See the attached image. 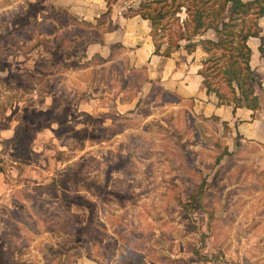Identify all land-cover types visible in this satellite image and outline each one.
I'll use <instances>...</instances> for the list:
<instances>
[{"label":"rangeland","instance_id":"1","mask_svg":"<svg viewBox=\"0 0 264 264\" xmlns=\"http://www.w3.org/2000/svg\"><path fill=\"white\" fill-rule=\"evenodd\" d=\"M54 1L24 0L4 15L12 23V37L2 41L30 37L27 48L50 46L49 59L77 68L82 82L69 74L63 110L24 111L37 127L63 120L65 113L67 121L56 123L55 139L28 156L45 170L30 183L32 211L17 209L6 218L0 264H75L85 257L99 264H257L253 259H264L259 256L264 243L257 238L264 235V144L239 140L225 122L195 112L191 99L156 81L143 91V68H123L120 49L109 67L100 66L98 56L84 58L102 28L68 16ZM186 5L173 16L167 13L155 33L150 30L154 40L170 39L173 47L180 31L191 32L184 24ZM212 33L191 35V42L180 39L179 48L196 44L191 52L201 62L198 70L212 87L229 94L217 68L224 69L221 48H202L201 39ZM30 81L25 71L15 92L32 91ZM59 86L44 83L35 89L58 91ZM121 99L130 100L126 109L117 108ZM81 100L83 108L77 110ZM20 170L34 171L22 165Z\"/></svg>","mask_w":264,"mask_h":264},{"label":"crops","instance_id":"2","mask_svg":"<svg viewBox=\"0 0 264 264\" xmlns=\"http://www.w3.org/2000/svg\"><path fill=\"white\" fill-rule=\"evenodd\" d=\"M31 1L27 4L34 3L33 0ZM139 1L117 0L109 14L104 16L105 22L99 26H96V20L107 10L105 0H55L54 4L57 3L67 11L68 16L102 28L101 34L87 44L83 52L84 58L98 56L103 61L99 65L109 67L120 49L126 57L122 63L123 68H143L145 73L141 86L143 91L148 90L154 84L153 81H156L177 97L191 99L195 112L225 122L239 140L243 138L264 144V80L260 76V74L264 75V55H261L264 51V16L258 18V35H250L246 40L251 50L249 64L258 76L254 82V93L258 95L259 106L252 109L245 105L220 103L214 92L207 91L203 85V76L198 70L201 62L194 55L195 52L189 53L181 47L165 55L162 53L165 44L159 51H155V44L150 34V21L133 12L126 14L125 9L135 8ZM23 3L24 0H13V3L4 0L0 2V232L8 226L6 218L13 211L18 209L28 214L32 211L30 204L34 201L35 190L30 183H34L32 178H35L40 170H45V167L28 156L30 153L33 155L38 153L37 150L42 149L45 143L55 139L52 138L51 131L56 123L67 121L65 113L63 120H49L48 124L37 127L35 120L27 119L29 114L25 115L24 111L28 113L40 111L48 114L63 110L66 104L62 90L67 91L71 79L69 74L82 82L77 68L71 71L63 66V61L49 59L52 52L50 46L39 44L27 48L29 39H33L30 37L24 39L16 36L15 43L12 40L2 41L1 37H12L10 33L12 23L8 19L5 20L4 15L10 12L11 8H19V4ZM5 21L7 24L4 23ZM107 25L112 27L106 29ZM42 34L41 32L38 36ZM213 36L212 33V38ZM30 60L31 63L28 62ZM41 61H43L42 66ZM25 71L31 77L30 83L34 88L20 95L15 89L18 88L19 78ZM54 82L60 85L58 91L35 89L38 85ZM140 92L142 91L140 90L139 94ZM121 101L123 102L117 105L118 109H126L131 103L130 100L121 99ZM75 107L77 110L83 108V100L75 103ZM20 165L34 169L33 173L21 172ZM38 166L39 169L36 168ZM257 238L259 242L264 243V235ZM261 255L264 256V252L259 256ZM252 263L264 264V259H259L258 262L253 259ZM75 264L99 263L85 257Z\"/></svg>","mask_w":264,"mask_h":264},{"label":"trees","instance_id":"3","mask_svg":"<svg viewBox=\"0 0 264 264\" xmlns=\"http://www.w3.org/2000/svg\"><path fill=\"white\" fill-rule=\"evenodd\" d=\"M105 1L107 10L97 18L96 26L105 22L104 16L109 14L112 5L117 0ZM152 1L154 5H152ZM156 1H161L162 4L157 5ZM185 1H187L188 18L184 24L186 28L190 26L191 32L190 29L185 33L180 31L177 40L185 39L191 42V35L201 34L204 30L212 29L214 38L201 39L202 48L208 51L211 46H218L221 48V54L225 55L224 69L220 66L217 68L220 69L222 77L228 84L230 93L223 92L219 87H212L213 85L211 86L206 79L207 76L199 70L207 91L214 92L220 103L257 108L259 99L258 95L254 93V82L258 76L250 67L251 50L246 40L250 35H258V18L264 16V0H140L137 8L132 12L147 18L151 23L152 33H155L157 29H160L158 23L162 24L161 20L166 14L173 16L178 13ZM111 27L112 25H107L105 28ZM188 32L190 35H187ZM169 40L162 50L165 55H169L171 51L180 47L178 41L175 46L171 47ZM153 41L155 51H159L163 42H157L156 39ZM195 46L194 43H187L184 48L187 52H191Z\"/></svg>","mask_w":264,"mask_h":264}]
</instances>
